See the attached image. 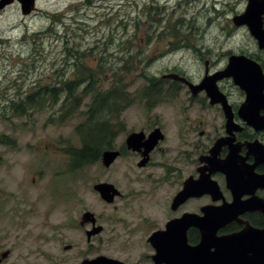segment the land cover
<instances>
[{
    "label": "rangeland",
    "instance_id": "374dc122",
    "mask_svg": "<svg viewBox=\"0 0 264 264\" xmlns=\"http://www.w3.org/2000/svg\"><path fill=\"white\" fill-rule=\"evenodd\" d=\"M238 1L213 0L214 11L211 0L201 6L181 7V4L165 10L168 18L156 25L168 35L177 34L182 45H192L188 39L196 37H191V32L200 31L199 38L208 40L206 44L216 51L211 55L219 56L250 42L248 33L231 21L234 13L244 11L245 0ZM35 4L36 9L29 14H21L18 5L11 4L0 15V255L8 250L12 253L0 264H23L18 258L21 249L39 242L34 239L42 231L21 229L18 212L28 211L33 224L38 220L35 213L49 203L55 245L70 243L74 244V250H82L85 235L73 222L79 219L83 208L94 213L100 210L93 182L99 179V174H113L120 181L124 177L123 157L117 155L108 164L115 162L114 166L106 172L102 170L99 161L102 150L117 149L131 131L141 129L147 120L158 118L172 134L173 121L184 111L185 96L177 86L172 92L167 91V80L161 75L178 68L197 79L204 66L203 58L199 61L192 49L169 54V39L148 43L145 56L136 57L132 64L121 56L129 51L130 36L135 34L137 42L145 36L144 4L150 5V0H36ZM154 4L162 9L160 0ZM195 14L198 20L204 19L203 25L192 21ZM208 17H213L211 24H206L210 23ZM53 27L56 30L49 32ZM226 39L229 41L224 42ZM122 48L124 52L120 51ZM73 50H78V54L71 56ZM149 59L152 60L148 62ZM138 65L144 67L143 72L136 69ZM85 73H91L93 78L80 83L67 100L61 93L55 101L49 95L43 100L49 92L37 91L58 86L62 80H79ZM115 77L123 80L115 83ZM87 82H91V88L83 91ZM153 84L160 89L155 97L150 94ZM114 89L121 97H107L100 109L101 99ZM31 94L37 98L30 109L23 108L19 115L12 111L11 106L19 105ZM96 97L99 103H95ZM90 120L92 125L106 124L107 146L93 163L76 166L73 150L81 147L84 135L89 133ZM113 132L117 137L111 140ZM177 135L182 139V134ZM192 135L188 133V137ZM206 140L202 139V143ZM190 148L188 145L187 150ZM158 157L156 154L155 159ZM187 166L183 164V169ZM67 224L72 226L69 228ZM97 242L92 236V246ZM140 249L127 250L122 257L135 261L138 253L146 251ZM93 254L91 251L90 255ZM79 260L70 258L68 264H78Z\"/></svg>",
    "mask_w": 264,
    "mask_h": 264
},
{
    "label": "flooded vegetation",
    "instance_id": "af4514ba",
    "mask_svg": "<svg viewBox=\"0 0 264 264\" xmlns=\"http://www.w3.org/2000/svg\"><path fill=\"white\" fill-rule=\"evenodd\" d=\"M158 1L150 0V5L144 4L147 19L142 27H147L145 36L138 42L135 34L130 36L129 51L125 53L123 48L120 51L124 52L121 56L132 64L136 57L145 56L148 43L151 45L169 39V54L180 49H192L199 61L203 58V70L197 79L188 77L185 69L178 68L166 70L161 75L167 80V91L172 92L177 86L185 96L182 101L184 111L173 121L174 131L169 133L165 122L158 118L147 120L141 129L131 131L117 149L107 148L117 150V158L123 157L121 171H124V177L120 181L113 174H99V179L93 182L92 186L95 183L109 184L104 190L113 195H108L110 198L107 200L100 190H93L101 203L100 210L94 213L83 208L79 219L73 222L85 235L86 243L82 250H74V244L70 243L55 245L51 203L35 213L38 220L33 224L28 211L18 212L21 229L42 231L34 239L39 240L38 243L21 249L18 255L21 263L68 264L71 258L74 261L80 259L78 264H91L89 261L102 256L111 259L112 264H166L168 258L175 259L176 264H186L184 256L193 259V248L201 242L200 226L210 232L213 239L244 230H264V179L258 178L264 175V157L261 155L264 153V11L260 16L258 14L264 0H254L253 3L245 0L244 11L234 13L231 18L233 25L248 33L250 42L219 56L211 55L216 51L206 44L208 40L199 38L200 31L191 32V37H196L195 40L188 39L192 45H182L177 34L168 35L156 25L168 18L165 10L175 9L181 4V7L190 4L201 6L210 0H190L189 3L185 2L187 0H160L162 9L154 4ZM11 4L18 5L21 12L19 0H0V15ZM214 9L213 4L212 11ZM197 18L198 14H195L192 21L199 25L205 23L204 19ZM253 18L256 19V27L251 29L248 21ZM207 20L210 23L206 24H211L213 17ZM237 57L240 58L233 59ZM136 69L143 72L144 67L138 65ZM234 73L251 75L253 79L249 82V89L252 87L254 92L257 87L255 92L262 97V104H245L248 93L235 84ZM168 74L180 75L194 84L208 75H228L216 80L217 89L211 98L204 88L193 93L184 80L163 77ZM150 86V94L158 96L160 89L155 84ZM170 94L166 93L167 96ZM189 132L193 133L192 137H188ZM111 134V140L117 137L116 132ZM177 134H182V139ZM130 135L135 136L132 141L128 138ZM152 136L153 141H148ZM202 139H207L204 144ZM148 145L152 147L147 148ZM188 145H191L190 150H187ZM156 154L159 156L157 159ZM231 155L230 162L223 166L222 162ZM99 161L105 172L115 163L105 166ZM183 164L188 165L185 170ZM199 189L198 194L195 190ZM205 217L210 220L204 222ZM206 223L211 225L210 231L205 228ZM67 225L69 228L72 226ZM92 236L98 240L95 246L90 243ZM103 247L116 253L113 255ZM157 247L162 250L160 263L155 258ZM143 248L146 251L138 253L135 261L122 257L127 250L141 251ZM214 250L215 245L209 244L208 251ZM91 251L93 255H90ZM6 252L0 263L12 254L10 250ZM117 252L121 255L118 256Z\"/></svg>",
    "mask_w": 264,
    "mask_h": 264
},
{
    "label": "water",
    "instance_id": "95a60500",
    "mask_svg": "<svg viewBox=\"0 0 264 264\" xmlns=\"http://www.w3.org/2000/svg\"><path fill=\"white\" fill-rule=\"evenodd\" d=\"M19 1L21 3V9L24 14H27L31 10L34 9V0H19ZM253 2L254 0H250V3H253ZM263 8H264V5L259 10L260 11V13H258L259 16L261 13H263L264 11ZM248 23L251 29L256 27V19L253 18V20L250 22L248 21ZM239 58L240 57L233 58V59L238 60ZM226 75L228 74L208 75L204 77V79L201 81L200 84L198 85L189 84V86L193 89L192 90L193 93H196L200 89L204 88L207 91V94L212 98V92L217 89L215 85L216 80ZM232 75H233L235 84L245 89L246 92L248 93L245 104H251V103H254L256 105L262 104V97L260 96L259 93L255 92L257 90V87L254 92L251 89L252 87L249 89V86L251 85L250 84L251 78H252L251 75L243 76V75H239L235 73ZM169 77L178 79V76L170 75ZM133 136L134 135H130L128 138L131 139L132 141L135 138V136L134 137ZM153 139L154 137L152 136L150 140L148 139V141L151 142L153 141ZM157 139L158 138H156V140ZM149 147H152V146L148 145L147 148ZM115 155H117V152L104 151L101 157L102 163L107 166L114 159ZM261 155L264 157V153H261ZM231 159H232V155L229 159L227 157L222 162V165L223 166L227 165V163H229ZM258 178L264 179V175L258 176ZM108 186L110 185L98 183L94 185V188L96 190H100V193L104 199L109 200L110 198L109 196H111L112 194H109L108 190H104V188ZM200 189L195 190V191H197L199 194ZM85 214L89 215L90 213H85ZM209 220H210L209 217H205L204 222H207ZM205 228L208 231H210L211 225L209 223H206ZM200 229L202 233L201 242L193 248L194 249L193 252L195 253V257L193 259H191V257L188 258L184 256V259L187 260V262H185L186 264H191L189 262V259L193 261V264L195 262H197V264H264V230L262 231L254 230L252 232L244 230L241 233L224 236V237H218L216 239H213L211 237L210 232H207L201 226H200ZM212 239L214 241H212ZM209 244L215 245L214 251H208ZM161 253H162V250L159 247H157V253L155 257L157 259V263H160L162 261V259L160 258ZM6 254H7L6 251L2 252L1 256L5 257ZM174 261L168 258V260L166 261V264H176ZM89 262L91 264H112L113 261L111 259H107L105 257L100 256Z\"/></svg>",
    "mask_w": 264,
    "mask_h": 264
},
{
    "label": "trees",
    "instance_id": "16d2710c",
    "mask_svg": "<svg viewBox=\"0 0 264 264\" xmlns=\"http://www.w3.org/2000/svg\"><path fill=\"white\" fill-rule=\"evenodd\" d=\"M78 54V50H73L71 56ZM85 55V54H83ZM75 66L77 67L78 71H82L81 68H79V66L77 64H75ZM93 75L91 73H85L81 78H79V80H74V81H66V80H62L58 84V86L52 87V88H39L37 91H48L49 93L46 94L44 97H42V99H46L47 95L52 96L54 101L57 100L59 98V93H61L62 95L64 94L65 99L67 100L70 96L72 97L73 92H75L76 87L84 82L85 79H92ZM123 80V78L119 77L114 79L115 83H119ZM91 88V82H87L86 86H84L82 89L83 91L87 90ZM48 89V90H47ZM114 92H112L109 96L104 97L103 99H101L100 104L98 105L101 108H104L105 106V102L107 100V97H112V98H120L121 94H119L118 92H115L116 90H113ZM36 96L31 94V95H27L25 98H23V102H20L19 105H15V106H11L12 111H14L16 114H20V112L23 111V108L25 109H30L29 107H32V105L34 104L35 100H36ZM95 103H99V99L96 97L95 99ZM97 104L94 105V108L98 107ZM93 108V107H91ZM77 109V107H76ZM92 121L90 120L89 124L91 125V127L89 128V133L82 139V145L80 148H76L73 150V154L75 156L76 159V166L79 165H83L85 163L89 164V163H93L99 156L100 151L106 147L107 143H104L105 140H107L106 135H107V128H106V124L105 126H102V123H96L94 122V124H91Z\"/></svg>",
    "mask_w": 264,
    "mask_h": 264
}]
</instances>
